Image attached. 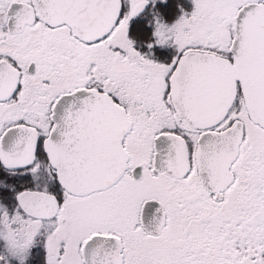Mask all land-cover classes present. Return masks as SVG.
I'll return each mask as SVG.
<instances>
[{"label": "snow or ice", "instance_id": "1", "mask_svg": "<svg viewBox=\"0 0 264 264\" xmlns=\"http://www.w3.org/2000/svg\"><path fill=\"white\" fill-rule=\"evenodd\" d=\"M0 264H264V0H0Z\"/></svg>", "mask_w": 264, "mask_h": 264}]
</instances>
